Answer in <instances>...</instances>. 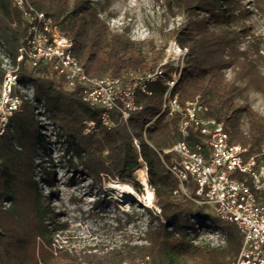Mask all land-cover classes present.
I'll return each mask as SVG.
<instances>
[{
	"label": "trees",
	"instance_id": "obj_1",
	"mask_svg": "<svg viewBox=\"0 0 264 264\" xmlns=\"http://www.w3.org/2000/svg\"><path fill=\"white\" fill-rule=\"evenodd\" d=\"M30 2L54 21L69 18L67 35L74 42V54L92 79L154 71L165 57L152 45L151 57L146 58L142 43L132 40L128 30L113 31L90 0ZM164 3L172 12L187 16L175 31L178 45L189 50L173 92L180 105L199 96L210 116L225 124L232 143L247 147L249 156L262 155L264 159V115L249 103L252 91L264 98V52L248 24L249 9L237 0ZM253 3L264 18V0ZM26 34L25 20L12 0H0L2 52L15 61ZM19 75L34 85L37 99L45 102L50 118L64 129L66 153L77 160L71 166L75 173L91 178L99 187L112 181L127 183L141 194L143 186L135 172L142 158L161 214L152 217L159 226H149L141 237L129 230L134 218L124 213L126 221L116 218L104 241L85 249L71 248L56 238L69 225L42 201L35 173L38 148L44 140L31 106L25 105L15 116L14 133L0 136V264H134L146 257L152 264H184L185 259L196 264H231L237 259L243 244L238 227L216 218L207 205L176 195L179 182L166 166L171 156L163 151L183 141L179 131L182 116L158 117L165 101L162 81L150 86L151 95L138 93L141 109L132 111L128 121L115 111V126L108 130L99 111L84 102L82 90L68 89L50 66L32 68L24 62ZM3 76L0 64V80ZM85 121L95 122L96 130L85 134ZM202 141L200 133L191 130L190 147L194 150ZM259 201L264 205V197ZM191 216L224 230L225 244H196L187 232L195 228Z\"/></svg>",
	"mask_w": 264,
	"mask_h": 264
},
{
	"label": "built area",
	"instance_id": "obj_2",
	"mask_svg": "<svg viewBox=\"0 0 264 264\" xmlns=\"http://www.w3.org/2000/svg\"><path fill=\"white\" fill-rule=\"evenodd\" d=\"M12 2L25 20L27 34L15 61L2 52L3 41L0 40V64L4 73L0 80V136L14 133L15 116L25 105L31 106L35 119L39 116L50 120L45 102L36 97L34 85L20 78L19 70L24 62L32 68L48 65L68 89L80 88L84 102L99 111L102 125L108 130L115 126L112 117L115 111L121 114L123 121H128L132 111L141 109L137 105L138 93L151 95L150 86L162 81L166 87L165 101L158 117L165 116L168 120L178 114L182 116L179 131L183 141L163 151L171 156L166 166L179 182L180 191L176 195L207 205L216 218L238 227L243 244L239 256L231 264H264V205L259 201L264 197L262 155L249 156L247 147L232 143L225 124L210 116L209 107L199 96L182 107L178 96L173 94L177 80L167 78L162 64L150 72L92 79L74 54L73 40L60 30L56 21L36 9L30 0ZM175 46L183 59L188 49L181 48L178 43ZM37 122L44 131L43 124ZM85 123L88 125L85 134L96 130L95 122ZM191 130L203 138L194 150L187 142ZM135 144L139 147L138 141L135 140ZM140 162L148 177L146 163L142 158ZM156 210L161 214L159 208ZM217 239L218 245H224L226 233H218ZM134 264L152 262L146 257Z\"/></svg>",
	"mask_w": 264,
	"mask_h": 264
},
{
	"label": "rangeland",
	"instance_id": "obj_3",
	"mask_svg": "<svg viewBox=\"0 0 264 264\" xmlns=\"http://www.w3.org/2000/svg\"><path fill=\"white\" fill-rule=\"evenodd\" d=\"M237 1L249 9L248 24L253 28L264 52L263 16L253 7V0ZM90 2L99 9L100 17L113 31L128 30L132 40L142 43V53L146 58L151 57L152 45L163 51L165 57L161 64L167 78L179 80L189 50L182 59L175 46V43H178L175 31L186 22V15L177 10L172 12L164 0H90ZM56 22L60 30L67 34L69 18L64 17ZM227 77L231 79L232 74L227 72ZM249 103L255 111L264 115V98L261 94L252 91L249 95ZM36 118L35 121L39 120L44 127L42 131L38 126L44 145L38 148L35 173L42 193V201L58 213L60 221L69 225L67 229L59 231L56 238L64 240V244L71 248L85 249L104 241L110 228L115 227L116 218L126 221L127 217L124 213L133 216L134 221L128 226L137 237H141L149 226H159L152 220V217L158 214L156 210L158 207L155 205L154 197L153 204L146 205L144 201L146 187L142 184L137 170L135 175L143 186V193L139 194L134 190L138 199L143 198V201L131 200L125 205L120 204L106 191L107 183L99 187L91 178L75 173L71 168L72 165L77 164V160L72 154L66 153L67 143L64 129L55 124L51 118L50 120L39 116ZM243 127L246 128V124H243ZM139 167L144 169L142 165ZM96 204L98 206H95ZM5 205L8 204L5 203ZM190 221L195 224V228H189L187 232L196 244L218 245L220 243L217 239L219 231L225 234L224 230L211 226L205 219L191 216ZM183 262L184 264H196L191 259H185Z\"/></svg>",
	"mask_w": 264,
	"mask_h": 264
},
{
	"label": "bare ground",
	"instance_id": "obj_4",
	"mask_svg": "<svg viewBox=\"0 0 264 264\" xmlns=\"http://www.w3.org/2000/svg\"><path fill=\"white\" fill-rule=\"evenodd\" d=\"M137 172L139 174V178L142 181V184L146 187V194L144 201L147 206H151L153 204V194L150 191V186L148 184L147 173L144 169L138 168ZM106 191L109 195L120 204H127L131 200H139L138 195L136 194L134 188L127 183H121L119 181H112L105 185ZM140 202L143 201V198H140Z\"/></svg>",
	"mask_w": 264,
	"mask_h": 264
}]
</instances>
